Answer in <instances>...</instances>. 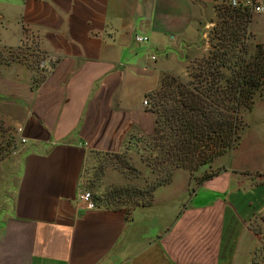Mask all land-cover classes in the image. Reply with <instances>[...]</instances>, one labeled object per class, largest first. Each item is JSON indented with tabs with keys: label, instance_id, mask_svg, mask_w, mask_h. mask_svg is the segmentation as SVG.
<instances>
[{
	"label": "crops",
	"instance_id": "crops-1",
	"mask_svg": "<svg viewBox=\"0 0 264 264\" xmlns=\"http://www.w3.org/2000/svg\"><path fill=\"white\" fill-rule=\"evenodd\" d=\"M228 1L0 0V143L20 158L0 264H264V166L175 170L128 213L81 201L85 166L151 133L146 95L187 79ZM247 30L264 47V13Z\"/></svg>",
	"mask_w": 264,
	"mask_h": 264
},
{
	"label": "trees",
	"instance_id": "trees-1",
	"mask_svg": "<svg viewBox=\"0 0 264 264\" xmlns=\"http://www.w3.org/2000/svg\"><path fill=\"white\" fill-rule=\"evenodd\" d=\"M218 11L223 15L213 31L216 41L191 70L187 67L189 79L164 75L160 90L151 92L158 102L148 107L155 114L154 125L143 138H150L163 166L193 170L238 145L239 109L251 108L253 95L264 84L263 45L255 42L247 56L246 40L253 39L247 30L251 14L226 5Z\"/></svg>",
	"mask_w": 264,
	"mask_h": 264
},
{
	"label": "rangeland",
	"instance_id": "rangeland-1",
	"mask_svg": "<svg viewBox=\"0 0 264 264\" xmlns=\"http://www.w3.org/2000/svg\"><path fill=\"white\" fill-rule=\"evenodd\" d=\"M221 15L223 12L217 10L212 18L213 26L208 33L210 44L216 41L213 38V31L221 24ZM255 42L254 39L246 40L247 56L254 52ZM206 55L207 52L200 58L191 60L188 64L189 68L197 62L196 60ZM263 96L264 84L253 95L251 108L240 107L239 109L241 127L238 130V145L228 149L222 155L213 157L210 162L199 165L193 170L172 165L163 166L157 163L158 150L152 147L150 138L139 137L138 140L127 144L125 150L96 157L87 164L81 174V194L88 193L87 199L94 206L123 209L128 213L135 205L149 204L153 198V187L168 180L175 170H184L189 173L191 179L197 180L214 172L215 168H212L211 164L218 157H220L219 162L224 165L238 162L256 169L264 166ZM157 102V96L151 93L147 100L148 107ZM15 146L16 143L12 140L0 143V209L5 204L4 200H1V187L12 186L14 168L20 165ZM81 201L86 204L84 199L81 198Z\"/></svg>",
	"mask_w": 264,
	"mask_h": 264
},
{
	"label": "built area",
	"instance_id": "built-area-1",
	"mask_svg": "<svg viewBox=\"0 0 264 264\" xmlns=\"http://www.w3.org/2000/svg\"><path fill=\"white\" fill-rule=\"evenodd\" d=\"M228 6L234 9H239L242 11H247L248 13H264V0H229ZM133 40L137 43H145L147 41V37L141 34H134ZM153 59V56H151ZM45 61L42 60L39 62L40 67H44ZM146 103V100H143V104ZM23 141V139H21ZM88 193L81 194V198L86 202L85 206L87 208L95 207L94 204L88 200Z\"/></svg>",
	"mask_w": 264,
	"mask_h": 264
}]
</instances>
